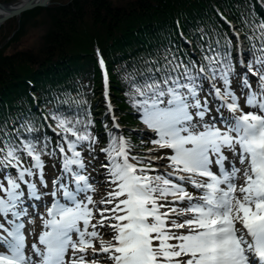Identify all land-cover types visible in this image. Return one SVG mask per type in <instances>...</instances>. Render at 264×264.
<instances>
[{"label":"snow or ice","instance_id":"obj_1","mask_svg":"<svg viewBox=\"0 0 264 264\" xmlns=\"http://www.w3.org/2000/svg\"><path fill=\"white\" fill-rule=\"evenodd\" d=\"M247 24L246 73L235 72L230 42L216 41L201 48L200 62L165 56L125 77L132 107L154 134L149 153L167 160V171L109 132L100 149L109 191L97 201L82 155L97 143L90 113H49L53 146L24 136L37 131L30 122L0 132V264H264V20ZM103 80L107 101L106 71ZM112 125L120 127L115 116ZM45 156L60 166L50 189ZM46 196L44 214L30 211L37 205L29 201ZM35 216L38 232L28 228Z\"/></svg>","mask_w":264,"mask_h":264},{"label":"trees","instance_id":"obj_2","mask_svg":"<svg viewBox=\"0 0 264 264\" xmlns=\"http://www.w3.org/2000/svg\"><path fill=\"white\" fill-rule=\"evenodd\" d=\"M41 10L50 17V25L40 47L9 53L0 48V132L13 128L23 132L30 122L37 131L24 136L52 142L54 135L42 114L55 124L49 113L69 119H84L90 113V131L97 138L90 154L101 159H105L100 149L108 146L109 132H122L134 152L147 148L137 125L140 119L126 95V76H138L165 56L198 62L203 59L201 48L215 46L216 41L220 45L230 42L237 73L234 40L223 17L235 23L250 52L247 22L264 20V0H128L120 6L104 0H70L23 12L16 19L12 40L24 29L27 18ZM184 37L191 40L190 46ZM100 57L121 131L112 127L101 94Z\"/></svg>","mask_w":264,"mask_h":264},{"label":"rangeland","instance_id":"obj_3","mask_svg":"<svg viewBox=\"0 0 264 264\" xmlns=\"http://www.w3.org/2000/svg\"><path fill=\"white\" fill-rule=\"evenodd\" d=\"M4 1L9 2V0H3L1 2H4ZM10 1H12V0H10ZM16 1H18V0H16ZM69 1L70 0H50L51 3L47 7H50V6L52 7L55 5H59L62 2L66 3ZM104 1L107 3H110L111 5H114V6H120V5L126 4L128 0H104ZM43 8H45V7H43ZM17 18H20V16L10 18V19L6 20L1 25V28H0V48L2 49L3 47H5L4 51L9 53V52H14L16 50H22L23 48H35L36 46L40 47L43 43V42L40 43L41 37L48 31L49 25H50V17L48 16V14H46L45 10H41L40 12H38V14L34 15L33 17H28L27 18L28 23L25 25L24 29L21 31L19 30L20 32H19L17 38L15 40H12L11 37L15 36L14 34L16 33L15 31L17 30L16 27H18L17 26L18 23L16 21ZM232 26L234 29L236 28L234 23H232ZM232 33H234V30ZM230 36L232 37V39H234V37H235L231 33H230ZM234 87H237L236 83H235ZM238 91H239V89H238ZM95 99H96V97H95ZM112 105L114 106L113 101H112ZM114 114L118 117V115L116 114L115 111H114ZM138 125H139L140 129L142 130L141 131L142 134L140 136L143 139L153 137L154 134L151 133L148 129H146L142 123H140ZM154 147H155L154 145L149 146L148 150L146 151L148 153L147 156L153 157L149 153V149H152ZM161 150H164V149H161ZM161 150L159 151L158 154L164 155L165 153ZM163 162H164V160L163 161H157L153 166L164 168ZM87 165H88L87 168L90 171V174L96 176V172L98 170H99V174L100 173L104 174V176L100 175L99 181H96V192L93 195V199L98 201V200L104 198L106 196L107 192L109 191V187H108V185L104 179L106 173H105L104 169H102V167H101L102 163L98 160H96L94 162L95 167L92 166V164L90 162H87ZM34 225L36 227H37V225L40 226V224H36V223ZM31 240H32V237L30 236V241Z\"/></svg>","mask_w":264,"mask_h":264},{"label":"water","instance_id":"obj_4","mask_svg":"<svg viewBox=\"0 0 264 264\" xmlns=\"http://www.w3.org/2000/svg\"><path fill=\"white\" fill-rule=\"evenodd\" d=\"M17 2L15 0H12L10 2H1L0 1V7L3 9L6 5ZM50 0H26L23 3H21L19 6H16L15 8H12L9 12L6 14L0 16V26L2 23H4L7 19L18 17L20 14L24 11L30 10L35 7H47L50 4Z\"/></svg>","mask_w":264,"mask_h":264},{"label":"bare ground","instance_id":"obj_5","mask_svg":"<svg viewBox=\"0 0 264 264\" xmlns=\"http://www.w3.org/2000/svg\"><path fill=\"white\" fill-rule=\"evenodd\" d=\"M16 1V0H15ZM26 0H18L17 2H13L10 3L8 5H6L5 7H3V9H1L0 7V16L6 14L7 12H9L12 8H15L16 6H19L21 3H23ZM8 20V19H7ZM3 24V23H2ZM1 24V25H2Z\"/></svg>","mask_w":264,"mask_h":264}]
</instances>
